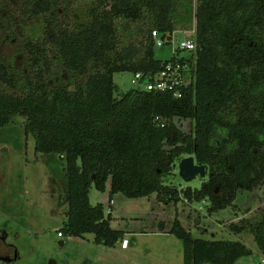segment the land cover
<instances>
[{
  "label": "trees",
  "instance_id": "16d2710c",
  "mask_svg": "<svg viewBox=\"0 0 264 264\" xmlns=\"http://www.w3.org/2000/svg\"><path fill=\"white\" fill-rule=\"evenodd\" d=\"M194 25L196 49L181 57L196 68L185 97L116 93L115 72L161 68L153 30L170 43ZM0 32V50L17 49L12 60L0 54V126L24 116L36 153L64 161L62 235L92 233L106 246L124 239L104 204L90 202L92 185L104 191L108 180L110 202L117 193H156L164 203L209 200V214L264 183V0H0ZM18 54L29 65L17 64ZM54 62L57 79L49 74ZM182 119L193 130L184 131ZM190 155L206 166L201 187L163 184L162 175ZM230 228L248 230L264 255V210ZM172 231L183 241L184 264H235L252 254L239 240L192 239L178 220Z\"/></svg>",
  "mask_w": 264,
  "mask_h": 264
},
{
  "label": "rangeland",
  "instance_id": "374dc122",
  "mask_svg": "<svg viewBox=\"0 0 264 264\" xmlns=\"http://www.w3.org/2000/svg\"><path fill=\"white\" fill-rule=\"evenodd\" d=\"M79 2L84 5L91 0ZM185 37L189 36L176 32L170 43L154 47L155 57L171 59L177 42ZM0 54L12 60L17 49L1 48ZM16 57L17 64L29 65L28 56ZM51 66L49 74L57 79L59 68L55 62ZM132 79L131 71L115 72L116 93L137 89ZM181 121L184 131L193 130L190 119ZM35 144L34 136L25 132L24 116L15 114L10 123L0 126V264H184L183 241L172 231L176 220L191 232L192 239L241 241L230 225L245 217L255 221L264 210V183L255 190L241 189L233 205L209 214V200L189 203L182 198L164 203L156 193L138 198L117 193L110 202L108 180L104 191L92 185L90 202L104 204L105 215L112 216L111 227L125 231L124 239L106 246L95 243L92 233L65 236L59 232L69 208L65 163L58 154L36 153ZM207 178L197 175L185 181L176 162L161 181L181 190L200 188Z\"/></svg>",
  "mask_w": 264,
  "mask_h": 264
},
{
  "label": "built area",
  "instance_id": "2783aa9c",
  "mask_svg": "<svg viewBox=\"0 0 264 264\" xmlns=\"http://www.w3.org/2000/svg\"><path fill=\"white\" fill-rule=\"evenodd\" d=\"M178 31L189 37H185L182 41L177 42V47L173 51L177 58L164 61L161 68L157 71L133 72L132 83L137 85V88L159 93H170L176 99H181L189 93L191 87H194L196 79L195 60L192 62L188 59H181V57L183 56L182 52L188 51L191 53L196 49V43L193 39L196 26L194 25L190 29ZM178 31L173 33L171 41L174 34ZM152 37L155 40V46H163L167 42L166 39L160 36L157 30L152 31ZM254 264L259 263L256 262Z\"/></svg>",
  "mask_w": 264,
  "mask_h": 264
},
{
  "label": "water",
  "instance_id": "95a60500",
  "mask_svg": "<svg viewBox=\"0 0 264 264\" xmlns=\"http://www.w3.org/2000/svg\"><path fill=\"white\" fill-rule=\"evenodd\" d=\"M179 172L181 177L189 182L197 175L206 176V166L196 163L195 157L190 155L181 159L179 162Z\"/></svg>",
  "mask_w": 264,
  "mask_h": 264
},
{
  "label": "crops",
  "instance_id": "0c3cea01",
  "mask_svg": "<svg viewBox=\"0 0 264 264\" xmlns=\"http://www.w3.org/2000/svg\"><path fill=\"white\" fill-rule=\"evenodd\" d=\"M238 235L240 236L241 241L244 242L252 250V254L249 256L242 257L243 261L241 263H239L240 262L239 260L242 259L240 258L235 264H254L256 262L259 264H264V255L261 253L254 239V236L251 233L248 235L244 232Z\"/></svg>",
  "mask_w": 264,
  "mask_h": 264
}]
</instances>
